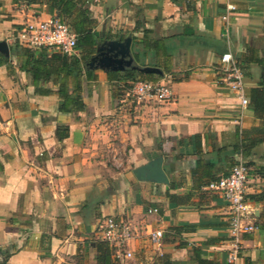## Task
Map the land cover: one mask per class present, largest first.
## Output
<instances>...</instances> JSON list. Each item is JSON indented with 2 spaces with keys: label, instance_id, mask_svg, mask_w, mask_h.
I'll return each mask as SVG.
<instances>
[{
  "label": "crops",
  "instance_id": "0c3cea01",
  "mask_svg": "<svg viewBox=\"0 0 264 264\" xmlns=\"http://www.w3.org/2000/svg\"><path fill=\"white\" fill-rule=\"evenodd\" d=\"M87 1L104 40L129 37L132 54L133 37L157 42L142 49L145 63L155 56L167 68L146 81L168 85L172 96L137 101L95 70L82 84L87 109L57 112V96L35 92L55 88L34 85L15 50L21 24L49 18L47 8L0 0V42L10 55L0 66V263L7 255L6 264H96L98 224L113 216L134 232L128 264H227V204L203 183L243 161L256 230L242 237L236 264H264V111L255 105L264 97V0ZM227 3L235 10L226 22ZM226 53L243 71L244 110L221 81ZM57 126L67 138L57 140ZM157 157L168 184L137 180L133 170ZM198 158L214 168L196 169ZM155 230L159 243L149 239Z\"/></svg>",
  "mask_w": 264,
  "mask_h": 264
},
{
  "label": "trees",
  "instance_id": "16d2710c",
  "mask_svg": "<svg viewBox=\"0 0 264 264\" xmlns=\"http://www.w3.org/2000/svg\"><path fill=\"white\" fill-rule=\"evenodd\" d=\"M15 2L20 0H14ZM28 5L45 6L50 17L59 20L68 25L70 30L76 36V54L67 55L59 51L48 49L30 50L15 44V50L20 47L23 55L19 56L20 70L29 75L34 85L36 83H51L55 89L35 87V92L41 95H55L58 97L57 112L71 114L83 112L87 109V104L82 96L83 81H91L94 79L95 70L90 69L87 65L89 59L96 53L99 42L108 39V35L103 31L97 30V23L91 17L90 3L87 0H24ZM137 25L134 30H136ZM148 31H144V36ZM134 40L133 58L135 63L140 67L151 66L155 68L166 69L157 61L155 56H150L148 64L145 63L147 54L142 49L147 50L156 47L157 42L147 40ZM167 62V61H166ZM164 62V65L165 63ZM10 65V60L0 54V66ZM149 74H143L138 71L127 69L123 72H108L107 79L124 83V89L129 90L132 83L138 80H147ZM255 105L257 110L264 111V97L256 98ZM55 136L58 141L68 137V128L65 126H57ZM198 137H195V140ZM198 156L200 149L195 152ZM225 149H217L215 154L218 157L223 156ZM201 157V156H200ZM207 165V169H213L214 164L211 161L206 163L205 160L198 158L195 168ZM236 164V163H235ZM235 164L232 163L234 166ZM232 166V167H233ZM228 174V173H227ZM226 174V175H227ZM225 176V175H224ZM218 178H209L204 181V187ZM172 187V185L170 186ZM165 196L170 200L171 195L166 192ZM96 264H118L115 258V249L107 242L97 240L96 246ZM7 255L0 264H6Z\"/></svg>",
  "mask_w": 264,
  "mask_h": 264
},
{
  "label": "built area",
  "instance_id": "2783aa9c",
  "mask_svg": "<svg viewBox=\"0 0 264 264\" xmlns=\"http://www.w3.org/2000/svg\"><path fill=\"white\" fill-rule=\"evenodd\" d=\"M234 10L235 6L227 3L223 20L227 22ZM15 40L19 46L30 50L44 48L67 55L76 54L75 34L68 25L52 17L27 20L17 30ZM219 71L223 85L235 96L240 109H246L249 99L245 92L243 71L230 53L221 56ZM128 92L137 101L158 103L167 102L172 96L168 85L145 80L132 83ZM248 175L246 163L238 161L227 175L219 177L218 180L205 187L206 190L220 195L227 204V241L229 243L226 256L227 264L237 263L242 248V237L256 230V226L250 218L251 210L245 200ZM96 235L97 240L107 242L115 249V258L118 264H123L133 258V253L125 249L134 235L128 221L113 216L106 217L99 222ZM148 235L153 243H159L163 237L161 230L151 231Z\"/></svg>",
  "mask_w": 264,
  "mask_h": 264
},
{
  "label": "water",
  "instance_id": "95a60500",
  "mask_svg": "<svg viewBox=\"0 0 264 264\" xmlns=\"http://www.w3.org/2000/svg\"><path fill=\"white\" fill-rule=\"evenodd\" d=\"M131 38L119 40H101L96 53L89 59L87 65L92 70L108 72H123L132 69L143 74L162 75V71L155 67H140L135 63L131 53ZM0 54L9 58V48L5 41L0 42ZM163 157L150 160L147 164L133 170L135 178L139 181L168 184V178L163 168Z\"/></svg>",
  "mask_w": 264,
  "mask_h": 264
},
{
  "label": "rangeland",
  "instance_id": "374dc122",
  "mask_svg": "<svg viewBox=\"0 0 264 264\" xmlns=\"http://www.w3.org/2000/svg\"><path fill=\"white\" fill-rule=\"evenodd\" d=\"M84 82V81H83ZM125 86V85H124ZM123 90H125V89H123ZM127 91V90H126ZM123 264H128V261H126V262H124Z\"/></svg>",
  "mask_w": 264,
  "mask_h": 264
}]
</instances>
